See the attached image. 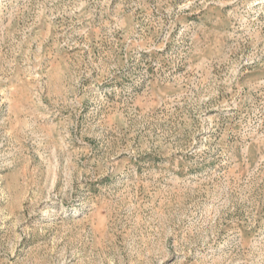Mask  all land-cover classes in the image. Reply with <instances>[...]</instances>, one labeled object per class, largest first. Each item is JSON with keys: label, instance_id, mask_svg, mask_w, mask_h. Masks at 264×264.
Returning a JSON list of instances; mask_svg holds the SVG:
<instances>
[{"label": "rangeland", "instance_id": "1", "mask_svg": "<svg viewBox=\"0 0 264 264\" xmlns=\"http://www.w3.org/2000/svg\"><path fill=\"white\" fill-rule=\"evenodd\" d=\"M0 264H264V0H0Z\"/></svg>", "mask_w": 264, "mask_h": 264}]
</instances>
